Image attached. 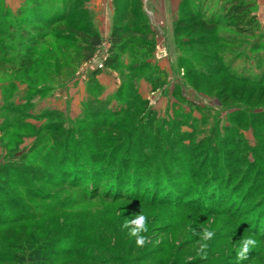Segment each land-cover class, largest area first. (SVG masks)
<instances>
[{"label":"rangeland","instance_id":"obj_1","mask_svg":"<svg viewBox=\"0 0 264 264\" xmlns=\"http://www.w3.org/2000/svg\"><path fill=\"white\" fill-rule=\"evenodd\" d=\"M122 1L111 0L113 19ZM138 1L127 6L133 9ZM219 1L200 0L211 11ZM141 2L149 11L150 0ZM60 5L68 11L87 7L88 14H77L75 21L95 20L94 12L109 10L110 0H0V49L5 48L0 50V264H29V251L47 245L55 247L46 264H237L236 248L248 235L257 245L239 264H264V0H256L255 11L261 39L241 36L235 44L213 47L220 48L219 61L232 78L190 73L193 66L211 73L218 61L206 48L178 44L170 30L161 39L165 56L156 57V36L164 31L161 24L154 26L149 61L158 68L161 59L167 63L156 71L155 77L162 76L156 85H162L148 96L151 128H140L153 144L139 145L130 128L138 119L146 122L144 106L104 98V108L124 109L121 116L97 118L96 133L105 141L98 150L114 155L113 164L105 157L91 164L83 156L69 161L70 151L95 146L86 125L96 118L81 116L84 92L67 85L85 68L69 80L58 68L50 80L37 62L18 67L27 46L23 30L59 13ZM47 42L63 63L73 59L69 45ZM135 51L132 44L122 54L120 69L144 56L138 50L132 60ZM151 65L124 74L144 75ZM58 78L53 88L37 90ZM88 167L107 175L92 177ZM118 175L133 182L120 186ZM140 213L148 231L138 247L121 225ZM205 227L213 236L201 247L199 232Z\"/></svg>","mask_w":264,"mask_h":264},{"label":"trees","instance_id":"obj_2","mask_svg":"<svg viewBox=\"0 0 264 264\" xmlns=\"http://www.w3.org/2000/svg\"><path fill=\"white\" fill-rule=\"evenodd\" d=\"M129 1L130 0L122 1V10L120 11L118 18L116 17L113 19L109 47L107 48V57L104 61L106 67L118 70L121 77V83L116 92L105 99H114L119 102L125 98L124 102L128 106L134 104V102H136L135 106H144L146 109H141V111L144 115H147L146 122L142 123L138 119V122L131 123L130 128L136 129V141L139 145L142 144V141L153 144V140L149 136V133L146 132L147 134H142L140 131L141 126H149L148 123L151 122V113L148 108L149 101L148 99L141 97L137 90L136 83L139 78L144 77L151 84V88L154 89L159 85H162H156V83L161 81L160 79L162 76L158 75V77H155L156 74H158L156 71H159L160 68L149 61L153 49L154 32L149 27L147 16L141 5L142 2L139 0L137 6L130 9L127 6ZM219 3L220 5L218 8L211 11L210 8H204L200 0H181L178 16L173 22V34L178 44L182 46L194 45L206 48L212 52L210 55L212 54L213 58L218 61L217 64L212 67L211 73L206 74L205 70H201L202 67L200 66H193L191 69H188L190 73L199 78L202 77L208 79L210 78L209 76L215 72L223 73L230 78L234 77L231 73H227V67L219 61L221 52L220 48H213L215 44H235L236 41L241 40V36L262 38L263 33L260 32V24L255 12L256 0H220ZM69 5L71 4H67V8H71ZM56 7L57 6H53L52 8ZM79 13L86 15L88 14V11L84 6H79L68 11V9H65L64 5H60L59 13L56 12L55 14L50 15V17H42L41 24L34 25L32 29L23 30L22 36L27 46L24 54L21 55L18 60V67L26 68L29 63L37 62V64H40L44 68L46 67L47 72H49L47 74L49 76L48 79L50 80V76H54V74L58 72V68H63L64 74L62 75L65 76V80H69L82 63L89 61L93 57L95 50L101 43L100 35L93 25L92 19H85L83 21L73 20V18ZM43 14L44 11H42V15ZM220 27L225 30H231L232 33H219L218 29ZM10 36L11 34L7 35L8 39L5 40V43L10 40ZM48 39L60 41L62 44L69 45L70 48H73V59L67 60L63 63V60L58 55L46 47ZM132 44H135V50H137L132 54V60L134 57L139 56L138 50L139 52H144V56L140 55L139 61L136 59V61L130 65L124 66L123 68L121 67L120 69V59L122 54ZM39 46H42L43 48L40 47V49L38 48L37 50V47ZM0 50L5 51V48H1ZM199 54L203 57L207 53L199 52ZM150 65L151 69L147 70L144 75H127V73L132 71L141 72L143 69H148ZM124 70L127 71V73L124 74ZM189 71L186 72V75ZM96 72L97 71H95L93 75ZM160 72L162 73V71ZM59 79L60 78L55 79L54 83L43 84L41 87L37 88V90L53 88L56 83L59 84ZM87 89L90 94L86 100L83 101V111L81 110V116L83 118L85 116L96 118L95 124L86 125L88 126L86 130L94 133L93 136L95 139L93 137L92 139L95 142V146L92 147L90 144L86 143L87 147L90 146L89 150H84L83 152H77L74 150L70 151L71 156L69 159L71 160L69 161L77 163V158L83 156V158H85L87 162L90 161L91 164V162L95 160L99 162L98 160L100 157H105L106 160L113 164L112 161L116 159L114 155L107 154L106 152H99L105 141L96 133L100 127V121L97 118L101 116L104 117L106 114L121 116L124 109L121 107L122 109H111L110 111V109L104 108V98L100 97L102 86L94 78H90L87 81ZM111 127L113 126L111 125ZM149 131L150 133L153 132L150 129ZM163 131L162 128L161 131L157 129V132L161 133ZM63 142L67 145L68 139L64 138ZM88 168L90 176L96 177L97 179L101 176L107 175L106 172L94 167ZM120 179L121 180L118 184L120 186L133 182L131 177L124 175L122 178L120 177ZM54 247L55 246L47 245L39 248H32L27 257L28 263L46 264L45 257L53 253Z\"/></svg>","mask_w":264,"mask_h":264},{"label":"crops","instance_id":"obj_3","mask_svg":"<svg viewBox=\"0 0 264 264\" xmlns=\"http://www.w3.org/2000/svg\"><path fill=\"white\" fill-rule=\"evenodd\" d=\"M148 4L150 5V7H148L149 11H147L144 8V6L142 7L145 14L148 12L150 15L153 16V20L151 19L152 23L150 18L147 16L149 27L151 28V30H153L155 25H156L155 27H158V24H161L162 31L164 32L161 34L162 36L160 37L156 36V37L157 39L160 40L163 39V37L167 39L168 38L167 33L169 32V30H170V34H172L171 32L173 31V22L178 16L180 0H150ZM85 8L87 9V7ZM109 8H110L109 10L108 9L104 10V8L102 7L101 9H97V11L94 12L96 16H95V20H93V25L95 26V28L97 29L100 35L101 43L95 50V53L91 59H96L99 52L104 51V49L107 50V48L109 47V38H110L112 22H113V14H114L113 13L114 5L113 3L111 5V0H110ZM260 9L261 8L259 6V10ZM108 14L110 15L111 19L110 18L108 19ZM161 60L162 61L160 62L161 65H159L160 66L159 68L163 69L164 68L163 65L167 63V59H161ZM96 61H98V59H96ZM82 67H84L85 70L82 71L83 75L81 74L82 76H79L76 73ZM95 71L97 72L93 75ZM75 75H77L76 82L75 79H73V82L67 85L68 86L71 85L69 86L71 88L72 86H74V84H76L77 88L79 87L81 90H83L84 92L83 99H86L90 94V92L87 89V81L90 78H94L102 86V93L100 95V97L102 98H106L108 97V95L115 93L121 83V77L119 75L118 70L106 66H104L103 69L92 70L86 64V62L82 63L79 66V68H77V70L74 72L71 78H73ZM81 78L84 81L80 80ZM136 86L139 94L143 98L149 99L148 96L150 93H153V89L151 88V84L144 77L139 78L138 82L136 83Z\"/></svg>","mask_w":264,"mask_h":264},{"label":"clouds","instance_id":"obj_4","mask_svg":"<svg viewBox=\"0 0 264 264\" xmlns=\"http://www.w3.org/2000/svg\"><path fill=\"white\" fill-rule=\"evenodd\" d=\"M146 215L144 213L134 214L131 219H125L123 224L121 225V229H128V235L130 237H135V244L139 246H143L146 242V235L142 233H147L148 225L146 224ZM195 232V229H193ZM213 236V232L208 228H203L202 231L199 232L201 247H203V241L211 238ZM257 245V240L254 235H248L242 237L240 240L239 246L236 248V259L237 264L240 261L246 260L248 258V252L250 249L254 248Z\"/></svg>","mask_w":264,"mask_h":264},{"label":"built area","instance_id":"obj_5","mask_svg":"<svg viewBox=\"0 0 264 264\" xmlns=\"http://www.w3.org/2000/svg\"><path fill=\"white\" fill-rule=\"evenodd\" d=\"M156 47V53L155 56L160 58L164 57L166 54L165 47L163 45V40H159V43L155 46ZM107 57V50L104 49V51H101L98 53L96 59H90L86 64L93 70V69H103L104 68V61ZM95 61V62H94Z\"/></svg>","mask_w":264,"mask_h":264}]
</instances>
